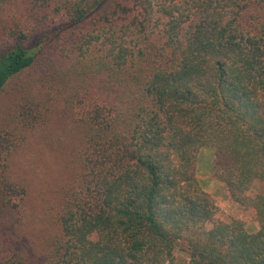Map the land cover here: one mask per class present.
Returning a JSON list of instances; mask_svg holds the SVG:
<instances>
[{
	"label": "trees",
	"instance_id": "trees-1",
	"mask_svg": "<svg viewBox=\"0 0 264 264\" xmlns=\"http://www.w3.org/2000/svg\"><path fill=\"white\" fill-rule=\"evenodd\" d=\"M44 46H65L82 146L36 257L10 170L45 106L26 96L0 124V264H170L181 244L189 264H264V191L248 194L264 182V0H0V91ZM204 147L257 231L214 219Z\"/></svg>",
	"mask_w": 264,
	"mask_h": 264
},
{
	"label": "rangeland",
	"instance_id": "rangeland-1",
	"mask_svg": "<svg viewBox=\"0 0 264 264\" xmlns=\"http://www.w3.org/2000/svg\"><path fill=\"white\" fill-rule=\"evenodd\" d=\"M62 48L65 46H44L36 64L0 91V124L10 128L17 125L16 113L24 97L34 96L45 106L47 123L27 132V141L14 154L10 170L11 179L29 191L24 199V224L18 246L27 247L36 257L46 252L49 217L60 200V190L73 180L84 135L83 125L66 102L68 92L77 82L64 85ZM215 157L213 147H204L196 161V176L215 203L214 219H239L250 231H257L260 225L253 212L235 202L225 184L216 179ZM263 191L264 182L256 180L248 194L254 196ZM189 260V253L181 244L170 264H189Z\"/></svg>",
	"mask_w": 264,
	"mask_h": 264
}]
</instances>
